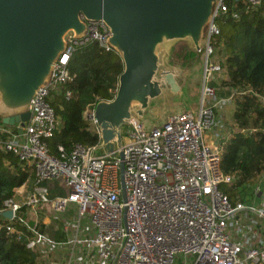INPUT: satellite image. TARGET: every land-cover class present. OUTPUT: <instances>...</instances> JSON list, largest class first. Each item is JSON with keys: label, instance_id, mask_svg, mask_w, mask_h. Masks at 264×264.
<instances>
[{"label": "built area", "instance_id": "obj_1", "mask_svg": "<svg viewBox=\"0 0 264 264\" xmlns=\"http://www.w3.org/2000/svg\"><path fill=\"white\" fill-rule=\"evenodd\" d=\"M231 1L238 0H215L204 30L197 113L170 114L149 131L132 118L121 130L122 158L116 150L107 154L102 148L95 107L85 110L84 119L96 129L98 145H75L68 154L59 146V156L51 155L48 148L60 126L52 107L54 97L75 98L66 89L73 80L68 70L72 55L91 43L105 52L111 50L107 44L111 35L102 22L81 17L84 36L66 35V48L48 85L30 101L29 120L12 127L0 124V152L15 157L35 176L22 204L14 200L15 195L4 202L0 222L17 239L22 236L18 227L29 233L26 248L36 253L39 264H264V192L253 186L247 205L240 199L231 205L220 186H232L235 177L222 173V145L210 142L207 135L216 124L214 105H210L217 91L214 77L225 71L223 61L214 62V39L220 35L219 24L235 16L228 6ZM241 1L252 10L262 3ZM233 95L230 93L231 98ZM259 99L264 103V98ZM100 151L103 154L97 155ZM49 182H61L67 195L50 201L45 186ZM45 205L59 217L74 208V219L63 220L61 242L51 240L37 230L36 223L31 227L24 219L26 211L37 217ZM7 211L12 213L10 219L2 216ZM250 217L258 224L249 225ZM245 237L257 240V246L244 247ZM54 251H65V259L49 262ZM77 251L82 253L79 262Z\"/></svg>", "mask_w": 264, "mask_h": 264}, {"label": "water", "instance_id": "obj_2", "mask_svg": "<svg viewBox=\"0 0 264 264\" xmlns=\"http://www.w3.org/2000/svg\"><path fill=\"white\" fill-rule=\"evenodd\" d=\"M215 0H0V124L23 125L35 93L48 85L66 48V35L85 34V23L102 22L108 46L122 61L113 99L94 117L101 146L122 158L121 130L132 118L155 116L151 105L180 91L175 46L199 53ZM123 168H121L122 173ZM123 187V183H122ZM3 217L10 219L7 211Z\"/></svg>", "mask_w": 264, "mask_h": 264}, {"label": "trees", "instance_id": "obj_3", "mask_svg": "<svg viewBox=\"0 0 264 264\" xmlns=\"http://www.w3.org/2000/svg\"><path fill=\"white\" fill-rule=\"evenodd\" d=\"M228 6L235 16L220 24L214 47L223 54L222 66L227 75L219 87L234 94L233 122L239 130L223 144L221 154V171L234 176L235 182L222 186L220 191L234 206L241 196L252 198V184L264 173V103L259 99L264 98V0L256 10L241 0L228 2ZM184 50L183 66L188 67L200 53ZM68 70L73 80L66 89L75 98L67 101L57 95L52 101L60 124L48 141L53 156H59V146L68 154L75 145L99 144V135L84 119V112L113 99L123 64L112 50L105 52L97 43H91L76 50ZM32 180L34 173L30 168L0 152V209L17 189ZM0 224V264H39L36 253L26 248L29 233L18 227L22 236L17 239L6 233L4 223Z\"/></svg>", "mask_w": 264, "mask_h": 264}, {"label": "rangeland", "instance_id": "obj_4", "mask_svg": "<svg viewBox=\"0 0 264 264\" xmlns=\"http://www.w3.org/2000/svg\"><path fill=\"white\" fill-rule=\"evenodd\" d=\"M185 48L189 49L185 43H178L175 46V50L171 59L172 66L180 68V72L178 75V85L180 86V91L179 93L171 97L164 96L157 104L154 103L151 105V109L154 111L153 114L155 116L152 117L146 115L141 120H139L140 124L146 131H149L153 127H159L170 114L185 112L196 114L199 109L201 100V87L203 81L204 57L200 53L192 62H190V64H188V67H185L183 66ZM223 60L224 59L222 52H217L214 62ZM224 75L225 74L223 71L214 77V82L218 83V86H220V83L223 81ZM227 94H229L227 91L219 89V91H216L214 99L210 102L211 106L214 105L213 112L216 117V124L212 130L207 132L208 140L210 142L222 146L228 139H230L233 134L239 132L233 122L234 102L231 96ZM125 133H127V128H124L123 134L125 135ZM98 154H103V152H97V155ZM252 185L260 187V189L264 192V173L258 176ZM45 186L49 190L48 199L50 201L55 199L56 197H65L67 195V192L62 187L61 182H49ZM222 186L225 185H221L220 188ZM31 190V183H27V185L17 189L14 200L17 203L22 204L30 194ZM240 194H242L241 191ZM238 199L241 200V203L243 205H247L250 202V199L246 197L242 198L241 196V198ZM25 211L26 210L24 209V212ZM49 214L52 215V213ZM68 214L70 217H72L70 212ZM43 218L44 215L40 213H38L37 217H33L32 215L27 213V211L24 217L26 223H28L29 226L32 227L36 223L37 230H40L42 233L47 234V230L42 224ZM54 219V222L56 224H62V217L57 216L56 218L54 217ZM248 224L253 226L258 224V221L254 217H250ZM242 242L244 247H251L257 246L256 243L258 241H252L248 237H245Z\"/></svg>", "mask_w": 264, "mask_h": 264}, {"label": "crops", "instance_id": "obj_5", "mask_svg": "<svg viewBox=\"0 0 264 264\" xmlns=\"http://www.w3.org/2000/svg\"><path fill=\"white\" fill-rule=\"evenodd\" d=\"M224 74L225 75H224L223 80L227 78V75H226L225 71H224ZM214 85L217 87V91H219V89L223 90V91H227L226 89L220 88L218 86V83H216V82L214 83ZM227 95H229V94H227ZM34 179H35V176H34ZM30 183H31V186L33 187L34 180H32ZM69 212L71 213L72 217L69 216V214H68ZM69 212L65 216H62L63 220H73L74 219V208L72 207L71 209H69ZM39 213L44 215V218L42 220V224L45 226V229L47 230V234L46 235L51 240H53L55 242H61L64 239V235H63V232H62V224L58 225V224H56L54 222L55 221L54 217L56 218L58 215H56L52 211V207L49 206V205L42 206V207H40ZM49 213H52V215L49 214ZM62 223H63V221H62ZM65 255H66L65 251H61V252L54 251L51 254H49V257L47 258V260L49 262L50 261L51 262H59V261L65 259ZM76 256L78 257V262H79L82 259L81 251H77L76 252Z\"/></svg>", "mask_w": 264, "mask_h": 264}]
</instances>
